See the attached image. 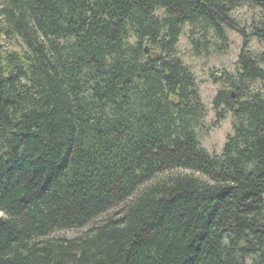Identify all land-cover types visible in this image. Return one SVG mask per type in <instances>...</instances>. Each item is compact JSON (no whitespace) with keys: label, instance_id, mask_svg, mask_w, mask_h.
<instances>
[{"label":"trees","instance_id":"16d2710c","mask_svg":"<svg viewBox=\"0 0 264 264\" xmlns=\"http://www.w3.org/2000/svg\"><path fill=\"white\" fill-rule=\"evenodd\" d=\"M0 264H264V0H0Z\"/></svg>","mask_w":264,"mask_h":264},{"label":"rangeland","instance_id":"374dc122","mask_svg":"<svg viewBox=\"0 0 264 264\" xmlns=\"http://www.w3.org/2000/svg\"><path fill=\"white\" fill-rule=\"evenodd\" d=\"M257 15L258 14L255 15L251 13L248 8H243L237 12L236 17L240 22V27L243 28V31L247 35L250 33L249 28L252 20L255 19ZM228 35L230 38L229 50L225 54L213 55L209 59H197L193 57L186 40L183 38L181 39L178 48L184 63L189 66L196 76L202 102L208 111L205 128L201 134V144L209 153L217 156L221 154L227 137L232 134V117L231 115H227L223 121L216 122V117L212 110V100L219 90V86L212 83L210 75L218 73L221 70H225L228 73H234L238 56L243 45V37L240 33L230 31ZM262 47L263 46L259 44L256 39H249V51L258 52ZM85 231H87V229L83 231L62 232L55 235V237L74 239Z\"/></svg>","mask_w":264,"mask_h":264}]
</instances>
